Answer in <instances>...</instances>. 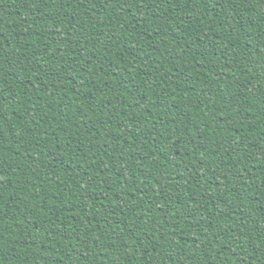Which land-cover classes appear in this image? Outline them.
I'll list each match as a JSON object with an SVG mask.
<instances>
[{"label": "trees", "instance_id": "1", "mask_svg": "<svg viewBox=\"0 0 264 264\" xmlns=\"http://www.w3.org/2000/svg\"><path fill=\"white\" fill-rule=\"evenodd\" d=\"M0 264H264V0H0Z\"/></svg>", "mask_w": 264, "mask_h": 264}]
</instances>
